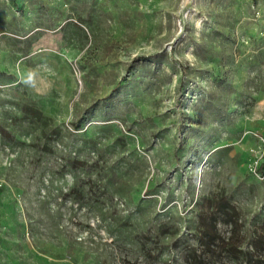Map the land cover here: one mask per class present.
<instances>
[{
	"label": "rangeland",
	"instance_id": "374dc122",
	"mask_svg": "<svg viewBox=\"0 0 264 264\" xmlns=\"http://www.w3.org/2000/svg\"><path fill=\"white\" fill-rule=\"evenodd\" d=\"M262 232L264 0H0V264H243Z\"/></svg>",
	"mask_w": 264,
	"mask_h": 264
},
{
	"label": "trees",
	"instance_id": "16d2710c",
	"mask_svg": "<svg viewBox=\"0 0 264 264\" xmlns=\"http://www.w3.org/2000/svg\"><path fill=\"white\" fill-rule=\"evenodd\" d=\"M227 209H228V212H227L228 214L232 213V209L233 208H227ZM216 232L217 231H216V228H215V225H214L213 226V230L211 232L203 230V232L201 233L202 238L205 240L203 244L206 245L207 249L211 248L212 246H215V247L217 246V245L214 244V242L217 241V239H218ZM263 239H264V232H262V240ZM228 241H229V239L226 240L227 243H223L222 242V244H223L222 247L225 248V250L228 252V254H235V251L238 249V247L236 245H230L228 243ZM257 242H259L261 244V243H264V240L260 241L258 239ZM218 245H219V243H218ZM245 254H247V253H245ZM193 257L195 258V255H193ZM243 264H264V259H257V258L253 259L251 256H250V258H248L246 256L244 258V260H243Z\"/></svg>",
	"mask_w": 264,
	"mask_h": 264
}]
</instances>
